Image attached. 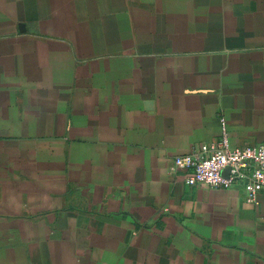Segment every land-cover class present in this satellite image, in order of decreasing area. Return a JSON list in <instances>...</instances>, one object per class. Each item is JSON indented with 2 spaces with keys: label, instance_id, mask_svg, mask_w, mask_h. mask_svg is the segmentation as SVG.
I'll list each match as a JSON object with an SVG mask.
<instances>
[{
  "label": "crops",
  "instance_id": "obj_1",
  "mask_svg": "<svg viewBox=\"0 0 264 264\" xmlns=\"http://www.w3.org/2000/svg\"><path fill=\"white\" fill-rule=\"evenodd\" d=\"M264 144V0H0V264H264V193L178 155Z\"/></svg>",
  "mask_w": 264,
  "mask_h": 264
},
{
  "label": "built area",
  "instance_id": "obj_2",
  "mask_svg": "<svg viewBox=\"0 0 264 264\" xmlns=\"http://www.w3.org/2000/svg\"><path fill=\"white\" fill-rule=\"evenodd\" d=\"M185 184L207 187L241 186L247 202H255L264 193V144L231 146L225 133L219 139L204 143L197 151L174 159Z\"/></svg>",
  "mask_w": 264,
  "mask_h": 264
}]
</instances>
